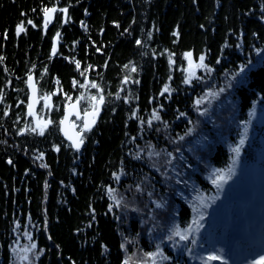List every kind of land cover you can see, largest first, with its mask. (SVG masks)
Returning a JSON list of instances; mask_svg holds the SVG:
<instances>
[{"label": "trees", "instance_id": "16d2710c", "mask_svg": "<svg viewBox=\"0 0 264 264\" xmlns=\"http://www.w3.org/2000/svg\"><path fill=\"white\" fill-rule=\"evenodd\" d=\"M101 96L76 151L65 109ZM252 178L264 184V0H0V264H221L205 258L262 207L241 193ZM194 219L198 233L174 235Z\"/></svg>", "mask_w": 264, "mask_h": 264}, {"label": "water", "instance_id": "95a60500", "mask_svg": "<svg viewBox=\"0 0 264 264\" xmlns=\"http://www.w3.org/2000/svg\"><path fill=\"white\" fill-rule=\"evenodd\" d=\"M55 13L56 11L53 13H50L49 17L47 18L45 17V21L47 19V23L52 22L54 20ZM27 84H28V91H29L28 116H36L41 106L39 89H38V86L36 84L34 77H32L31 83L29 82V79H28ZM33 86L35 88V91H33ZM102 103L103 102H99L95 110H91L86 113H83L81 111V108L78 103H71L66 107L65 112H64V117L62 119L63 123L60 124V132H61L63 139L69 142L71 146L73 147V149H75L76 151H81L84 146V142H83L84 132H87L93 129L97 125L100 114H101ZM29 105H31V107H29ZM66 117L67 119H65ZM75 120L83 121L82 131H79ZM85 125H87V127H85ZM81 140H82V143L80 144V147L77 148L76 143L80 142Z\"/></svg>", "mask_w": 264, "mask_h": 264}, {"label": "rangeland", "instance_id": "374dc122", "mask_svg": "<svg viewBox=\"0 0 264 264\" xmlns=\"http://www.w3.org/2000/svg\"><path fill=\"white\" fill-rule=\"evenodd\" d=\"M36 123L40 125L41 127L45 128L48 123L41 121L37 117H35ZM263 121V119H261ZM251 181V179H250ZM241 193L245 196L252 195L257 203H263L262 202V196H264V186L259 187V182L252 178L251 183L247 184L246 188L241 190ZM264 216V213L262 214ZM262 215H257L256 217L259 218V223L257 225V230L254 231L252 227L244 228L242 226L237 227L238 224H235L233 227V230H242V232H246L247 237L243 238L240 244L229 245L228 250L225 255V260L227 261V264H250V261L255 259H258L259 256L264 255V217ZM256 218V219H257ZM254 220L253 223H255L257 220ZM234 234V233H233ZM250 236H253L251 238ZM254 240L251 241L250 240ZM259 238V240H257ZM261 248L263 249V253L260 254Z\"/></svg>", "mask_w": 264, "mask_h": 264}, {"label": "snow or ice", "instance_id": "6c2138e0", "mask_svg": "<svg viewBox=\"0 0 264 264\" xmlns=\"http://www.w3.org/2000/svg\"><path fill=\"white\" fill-rule=\"evenodd\" d=\"M55 11H56V9H54V8L53 9H45L44 10L45 17L46 18L49 17V14L50 13H53ZM62 11L66 13L67 12V9H63ZM28 23L31 24V21H28ZM44 27L45 28L47 27V19L45 21ZM22 31H24L23 26L22 25L21 26H18L17 33L22 32ZM57 39H59V33H57ZM137 43H140V42L137 41ZM54 54H55V48H53V55ZM186 55L189 57V59L191 58V53H188ZM203 60H204V57L201 56L200 57V65L199 66H204L203 65ZM77 67H79V63L78 62H77ZM244 70H245V66L242 65L240 67V72H243ZM133 71H135V69H133ZM28 79H29V82L31 83L32 77L29 76ZM92 87H98V86L96 84H93ZM33 91H35L34 86H33ZM164 91L167 92L168 91V88L166 87L164 89ZM92 99H96V97H93ZM100 101L101 102L103 101V97L102 96L100 97ZM199 103H200V101H197V104H199ZM29 107H31V105H29ZM154 118L157 119V120L160 119V117L158 115H155ZM65 119H67V117ZM61 123H63V121ZM150 123H151V121H149V124ZM85 127H87V125H85ZM40 134H43V130L42 129H41V133ZM181 139H183V137H181ZM81 143H82V140L80 142L76 143V147L79 148ZM244 143H245V140L244 139H241L239 141V145L240 146H242ZM240 146H237V147H235V148L232 149V151L236 154V157L237 158L239 157V154H240V151H241V147ZM40 158H42V156ZM9 163H11V161H9ZM235 163H236V160L234 159L233 160V164H235ZM232 174H234V169L233 168H229L227 174L223 170H218L217 174H215V178L212 180V183L215 184L217 186V188H222L223 185L225 183H227V181L232 178ZM200 219L201 220L203 219V216L202 215L200 216ZM192 224L195 225V229H193L192 226H189V228L186 229L183 234L181 233L180 230L177 229L174 232V235L175 236H179L180 237V240H187L189 238V235H191L194 230L198 233L199 232V229L202 227V225L199 223V220H195L194 219L193 222H192ZM172 238H173V236L170 235L169 236V239H172ZM191 243L193 245H195L196 241L193 239L191 241ZM32 247L34 248L35 245H32ZM185 250L189 254H191V252H192V249H190V248H187ZM150 255H153V254H150ZM205 259H206V261H220L221 264H227V261L225 260V258L223 256V250L222 249L220 250V254L211 253ZM252 264H264V255H261V256H259L258 259L253 260Z\"/></svg>", "mask_w": 264, "mask_h": 264}, {"label": "flooded vegetation", "instance_id": "af4514ba", "mask_svg": "<svg viewBox=\"0 0 264 264\" xmlns=\"http://www.w3.org/2000/svg\"><path fill=\"white\" fill-rule=\"evenodd\" d=\"M75 122H76V123L80 122V123L82 124L83 121H82V120H79V121L75 120ZM82 125H83V124H82Z\"/></svg>", "mask_w": 264, "mask_h": 264}]
</instances>
